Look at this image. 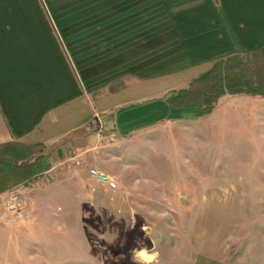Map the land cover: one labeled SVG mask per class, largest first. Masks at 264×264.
<instances>
[{"label": "crops", "instance_id": "obj_1", "mask_svg": "<svg viewBox=\"0 0 264 264\" xmlns=\"http://www.w3.org/2000/svg\"><path fill=\"white\" fill-rule=\"evenodd\" d=\"M261 46L264 0H0V144H50L97 117L115 137L116 195L129 193L118 211L160 215L189 264H264V96L224 94L207 114L164 100ZM26 196L8 224L37 239L3 263L55 264L33 247L69 241L65 229L53 208L34 218Z\"/></svg>", "mask_w": 264, "mask_h": 264}, {"label": "rangeland", "instance_id": "obj_2", "mask_svg": "<svg viewBox=\"0 0 264 264\" xmlns=\"http://www.w3.org/2000/svg\"><path fill=\"white\" fill-rule=\"evenodd\" d=\"M100 125V131L86 142L69 144L54 152L51 168L37 183L5 191L7 193L0 197V222L5 224L0 228V264H4L6 256L15 253L13 245L17 247L20 241L31 244L37 239L33 234L21 239L15 225L8 224L10 216L18 214L14 212L16 209L27 206L22 194L27 195L26 198L30 196L27 199L34 218L46 220L47 209L53 208L56 227L65 229L64 237L69 241H54L50 246L39 248L32 246L39 253L54 255L55 264H60L57 259L62 260L63 256L65 262L62 264H144L138 253L145 249L156 257L151 264H189L185 246L179 244L185 241L181 231L172 228L158 230L160 215L148 213V208L144 209L146 211L139 208L133 222L130 215L117 210L126 205L129 193L124 188L126 196L123 199V195H116L118 188L125 187L126 183L111 173L115 137L110 126ZM90 167L107 173L116 182V189L98 184L88 173ZM157 209L150 208L151 211ZM147 218L152 228L144 226ZM166 218L170 222L174 216ZM178 258L181 259L179 262Z\"/></svg>", "mask_w": 264, "mask_h": 264}, {"label": "trees", "instance_id": "obj_3", "mask_svg": "<svg viewBox=\"0 0 264 264\" xmlns=\"http://www.w3.org/2000/svg\"><path fill=\"white\" fill-rule=\"evenodd\" d=\"M123 81L110 84L115 92ZM244 93L264 96V46L227 56L191 79L185 88L168 91L164 96L172 107H196L207 114L224 94ZM97 117L50 144L21 143L10 140L0 144V194L19 186L30 187L51 168V157L62 146L76 137H85L100 131Z\"/></svg>", "mask_w": 264, "mask_h": 264}, {"label": "built area", "instance_id": "obj_4", "mask_svg": "<svg viewBox=\"0 0 264 264\" xmlns=\"http://www.w3.org/2000/svg\"><path fill=\"white\" fill-rule=\"evenodd\" d=\"M88 173L98 184L105 186L109 189H116V182L104 171H101L95 167L88 168Z\"/></svg>", "mask_w": 264, "mask_h": 264}, {"label": "clouds", "instance_id": "obj_5", "mask_svg": "<svg viewBox=\"0 0 264 264\" xmlns=\"http://www.w3.org/2000/svg\"><path fill=\"white\" fill-rule=\"evenodd\" d=\"M138 257L144 262V264H151V262L156 259L155 255H150L146 249L141 250L138 253Z\"/></svg>", "mask_w": 264, "mask_h": 264}]
</instances>
